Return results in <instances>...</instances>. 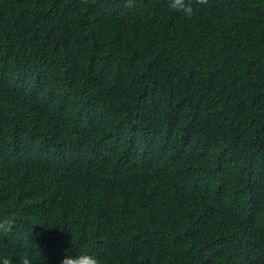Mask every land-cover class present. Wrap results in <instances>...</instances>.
Returning <instances> with one entry per match:
<instances>
[{"label": "trees", "instance_id": "1", "mask_svg": "<svg viewBox=\"0 0 264 264\" xmlns=\"http://www.w3.org/2000/svg\"><path fill=\"white\" fill-rule=\"evenodd\" d=\"M0 0V234L12 264H264V0Z\"/></svg>", "mask_w": 264, "mask_h": 264}, {"label": "clouds", "instance_id": "2", "mask_svg": "<svg viewBox=\"0 0 264 264\" xmlns=\"http://www.w3.org/2000/svg\"><path fill=\"white\" fill-rule=\"evenodd\" d=\"M131 3V0H129ZM167 7L180 14L186 20H193L201 12L211 8L210 0H166ZM22 215V210L13 207L7 214H0V234L11 233L16 227L17 219ZM0 264H12L7 257H0ZM20 264H31L29 258H22ZM60 264H100V260L90 251L82 250L77 253H68L63 256Z\"/></svg>", "mask_w": 264, "mask_h": 264}]
</instances>
